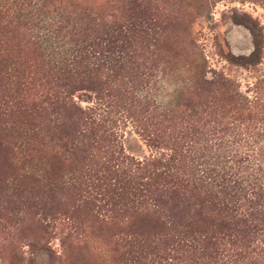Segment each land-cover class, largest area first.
I'll return each mask as SVG.
<instances>
[{
  "label": "trees",
  "instance_id": "obj_1",
  "mask_svg": "<svg viewBox=\"0 0 264 264\" xmlns=\"http://www.w3.org/2000/svg\"><path fill=\"white\" fill-rule=\"evenodd\" d=\"M82 1L0 0V32L26 31L41 58L38 70L47 89L27 116L46 110L42 105L63 112L72 121L59 125L58 133L70 143L85 140L103 155L102 164L79 172L74 187L84 196L83 206L130 222L154 216L161 226L149 253L154 258L143 263V233L127 231L121 239L125 264H264V96L255 86L251 96L242 93L214 74L202 82L218 90L217 100L206 103L189 89L169 109L153 106L139 95L147 83L142 78L150 75L133 70L148 48L144 43L165 20L156 19L155 8L154 20L142 19L133 9L129 16L118 0ZM198 1L203 12L216 0ZM241 1L264 9V0ZM232 21L247 28L251 51L225 60L257 64L258 24L245 14ZM75 92L86 98L85 106L73 100ZM19 100L13 111L22 113ZM122 123L165 153L143 161L124 156L117 134ZM60 244L68 249L67 238Z\"/></svg>",
  "mask_w": 264,
  "mask_h": 264
},
{
  "label": "rangeland",
  "instance_id": "obj_2",
  "mask_svg": "<svg viewBox=\"0 0 264 264\" xmlns=\"http://www.w3.org/2000/svg\"><path fill=\"white\" fill-rule=\"evenodd\" d=\"M118 2L126 4L129 16L133 9L137 17L154 20L155 8L156 19L165 20L144 43L148 48L133 70L150 75L142 78L147 83L139 95L153 106L169 109L189 89L206 103L217 100L218 90L202 82L214 74L230 80L242 93L251 96L255 86L264 96V9L257 3L216 0L198 12V0ZM241 14L261 30L260 60L253 66H234L225 60L229 55L246 57L251 51L247 28L232 21ZM40 64L26 31L0 32V264H125L122 234L135 230L143 233L140 257L147 263L154 258L149 253L161 227L154 216L145 221L137 216L130 222L127 217L107 218L106 212L85 208L84 196L74 186L79 172L102 164L103 155L85 140L70 143L58 133L59 125L72 121L63 112L42 105L46 110L27 116L47 89ZM17 99L25 106L22 113L13 111ZM73 100L86 105L79 92ZM6 106L12 108L4 110ZM149 112L154 113L151 108ZM117 134L122 154L134 161L165 153L148 147L130 123L119 124ZM49 170L54 174L49 175ZM150 197L146 205L151 204L148 212L154 213V186ZM140 224L143 232L137 229ZM66 238L69 245L64 250L60 241Z\"/></svg>",
  "mask_w": 264,
  "mask_h": 264
}]
</instances>
